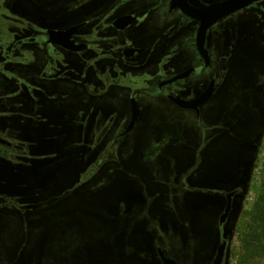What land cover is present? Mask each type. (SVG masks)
<instances>
[{"label":"flooded vegetation","instance_id":"1","mask_svg":"<svg viewBox=\"0 0 264 264\" xmlns=\"http://www.w3.org/2000/svg\"><path fill=\"white\" fill-rule=\"evenodd\" d=\"M225 1L0 0V264H231L264 143V0L202 35ZM250 55L253 82L231 74ZM187 116L200 138L143 142Z\"/></svg>","mask_w":264,"mask_h":264},{"label":"rangeland","instance_id":"2","mask_svg":"<svg viewBox=\"0 0 264 264\" xmlns=\"http://www.w3.org/2000/svg\"><path fill=\"white\" fill-rule=\"evenodd\" d=\"M252 52V51H251ZM253 53V52H252ZM256 56L254 55H250L248 56V58L244 61V62H240L238 61L236 63V65H234V68L232 70L231 74H237L238 76H243V78L250 80L251 82H253V78H256V76H258V72L255 75L252 74L253 69L255 67V63L254 61H256ZM260 64V63H257ZM262 65L264 66V63H262ZM262 65H259L262 68ZM260 73L262 75H264V69H262V71H260ZM151 122L155 123V121L157 120V118L155 117L156 115H151ZM168 123V124H167ZM166 124L169 125L170 127V131L167 132L166 135H163V131L162 132H158L157 128L154 127L153 125L150 126L149 128V132L147 133L148 139L143 138V142L145 143V145L147 144H151L154 142H159L160 139H163L164 137H170V138H174L177 137L179 138V134H176L174 132H179V131H183L186 134L187 139H196V138H200L201 134L199 129L196 130V128L190 123V119L187 116L186 118H182L180 120V122L175 121L174 119H172L169 122H166L163 125V128L166 127ZM154 127V128H153ZM183 137V135H182ZM185 138V137H183ZM181 139V138H180ZM161 141V140H160ZM176 140L173 139L170 141L169 144H166L165 146H162V153L164 155H169V154H178V155H182L184 156V158H181L183 160V162L186 163H190L191 161L188 159L189 154L191 152V150L189 148H185L183 149L186 145L183 144L182 145V140H181V144L179 145V147H176ZM187 144V142H186ZM182 148V149H181ZM231 156L229 155V152L225 153V157L223 159H221V162L217 163L216 167L209 165V170H213L216 171L218 170V168L221 167H225L224 170H232L233 166L236 165L237 161L235 158H231L228 159ZM163 160V159H162ZM163 161H169L167 159H164ZM157 162L156 166H160L161 169L163 170L164 167V172L166 174V176L168 177H172V172L174 171L172 169V167L168 166L167 162ZM214 162V161H212ZM224 163V164H221ZM229 165V166H228ZM213 168H212V167ZM150 168V166H149ZM152 168V166H151ZM159 168V167H158ZM221 169V168H219ZM172 171V172H171ZM212 174L215 175V177L217 176L216 172H212ZM252 184L250 186V190L248 191V197L246 200V204H244L243 206H240L237 210V213L235 215L234 218V224H235V240L233 243V254H232V259H231V264H264V257H256L252 260H249L248 263L243 262V238L244 235L248 232L249 230V225L251 223V215L252 212L254 210V208L256 207V204L258 202V197L259 194L262 190V187L264 186V143L260 148L259 153L257 154V160H256V167L254 170V177L252 180Z\"/></svg>","mask_w":264,"mask_h":264},{"label":"trees","instance_id":"3","mask_svg":"<svg viewBox=\"0 0 264 264\" xmlns=\"http://www.w3.org/2000/svg\"><path fill=\"white\" fill-rule=\"evenodd\" d=\"M248 232L243 238V262L248 263L256 257H264V186L251 215Z\"/></svg>","mask_w":264,"mask_h":264},{"label":"water","instance_id":"4","mask_svg":"<svg viewBox=\"0 0 264 264\" xmlns=\"http://www.w3.org/2000/svg\"><path fill=\"white\" fill-rule=\"evenodd\" d=\"M257 0H227L223 3L216 4L210 9H205L199 13L198 17L202 21V35L206 29L214 22L222 19L223 17L234 13L246 6L252 4Z\"/></svg>","mask_w":264,"mask_h":264}]
</instances>
